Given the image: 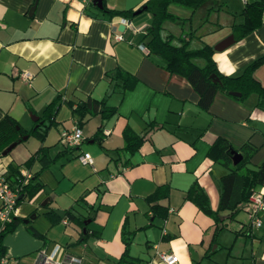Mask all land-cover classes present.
Returning <instances> with one entry per match:
<instances>
[{
    "label": "crops",
    "instance_id": "0c3cea01",
    "mask_svg": "<svg viewBox=\"0 0 264 264\" xmlns=\"http://www.w3.org/2000/svg\"><path fill=\"white\" fill-rule=\"evenodd\" d=\"M144 2L102 0L99 8L82 0H0V119L10 115L29 131L45 106L59 100L43 141L27 136L0 158V176L12 164L31 177L38 172L42 183L35 196L18 205L20 221L2 238L9 264H34L38 250L49 252L56 244L62 260L76 256L81 264H114L124 250L123 225L135 231L130 254L141 264L157 251L175 253L178 264H264V211L256 226L244 206L233 214L218 210L220 179L229 169L209 154L222 137L237 151L245 143L254 146L250 163L264 165V98L251 94L238 100L217 91L209 108L200 109L189 81L142 48V33L152 20ZM243 3L208 0L194 12L172 6L182 19L164 26L191 33L194 45L214 47L242 22ZM141 8L133 19L110 14ZM262 55L264 22L224 50L214 49L213 56L220 72L235 75ZM118 68L137 79L132 89L122 91V80L114 78ZM23 71L32 78L21 79ZM253 75L264 84V64ZM88 97L106 99L116 113L109 119L86 115L78 125L67 101ZM77 125L83 141L68 147L60 132ZM125 129L143 138L133 152L123 148ZM42 145L56 159L42 170L38 160L26 167ZM82 152L91 154L92 165L78 160ZM194 182L212 213L186 198ZM155 192L159 198L149 201ZM154 203L164 216L153 213ZM67 210L72 216L65 219ZM49 211L61 220L51 222Z\"/></svg>",
    "mask_w": 264,
    "mask_h": 264
},
{
    "label": "trees",
    "instance_id": "16d2710c",
    "mask_svg": "<svg viewBox=\"0 0 264 264\" xmlns=\"http://www.w3.org/2000/svg\"><path fill=\"white\" fill-rule=\"evenodd\" d=\"M207 1L145 0L141 7H145V12H149L152 17L151 23L142 33V40H144L142 45L146 48L147 54L159 59L164 68L170 73L179 74L189 81L198 94L197 104L202 110L209 108L217 91L224 92L238 100H243L251 94L264 98V84L259 82L253 75L254 71L264 64V55L249 62L238 74L226 75L220 72L217 67L212 46L208 44L194 45L192 44L193 37L189 35L191 33L183 35V32L175 33L165 28V22L182 19L180 15L171 11L172 6L182 7L194 12ZM133 12L132 10H113L110 11V14H118L125 19H133L135 18ZM241 15L243 16L242 22L232 25V34L235 41L241 40L264 22V0H244ZM211 74L219 78V81L214 82L210 77ZM114 78L122 80L121 89L123 92L132 89L137 82L133 75L120 68L117 69ZM231 91L239 92L240 96L231 95ZM67 104L72 109L74 117L77 118L78 125L86 115L100 113L102 119H109L117 110L116 107L107 106L104 98L96 100L88 97L77 104L69 101H67ZM58 107L59 100L54 98L45 106L43 114L29 131L22 129L10 115L3 116L0 119V158L2 157V151L10 143L14 141L22 142L23 136L34 135L40 141H43L47 130L54 124L53 119ZM123 136L125 139L123 148L132 152L139 148L143 139L142 136L129 129L124 130ZM232 150L234 149L227 139L218 137L210 146L209 154L213 156L214 160L229 169V172L220 179L221 191L218 210H228L233 214L246 204L253 190L264 184V165L258 166L257 171H251L245 167L247 163H250V157L256 150L249 143H245L239 148L238 152L241 153L242 160L235 165L232 162ZM55 159L49 158L47 147L42 145L24 162V165L30 167L35 160H38L42 170ZM4 174H6L5 178L11 184L20 187V198L17 205L25 199H31L42 189V183L37 179L38 172L25 179L19 170V166L9 164ZM158 198L157 192L148 197L149 201H156ZM186 198L194 202L199 209L212 213L207 196L197 182H194L187 190ZM151 210L159 216L165 214L164 210L161 213L159 212L162 207L157 203L151 205ZM45 215L53 223L61 220V217L53 211H49ZM64 216L66 219L70 218L72 214L67 210ZM19 221V217L14 216L10 222L2 224L0 228V257L6 255L5 246L1 242L3 236L12 231ZM30 231L33 235H39L33 228H30ZM134 234L135 231H128L123 225L121 240L124 244V250L114 264H141L139 258L130 254ZM195 264H199V262Z\"/></svg>",
    "mask_w": 264,
    "mask_h": 264
},
{
    "label": "built area",
    "instance_id": "2783aa9c",
    "mask_svg": "<svg viewBox=\"0 0 264 264\" xmlns=\"http://www.w3.org/2000/svg\"><path fill=\"white\" fill-rule=\"evenodd\" d=\"M84 4L94 3V0H82ZM129 22V21H128ZM116 39H122L121 35L115 36ZM142 46V45H141ZM145 49L144 46H142ZM23 80H30L32 73L23 71L19 73ZM61 141L68 147H77L83 141L82 129L79 126H74L70 129H63L60 132ZM78 160L83 165H92L93 157L89 152H82L78 156ZM25 179L31 177L27 171H21ZM20 197V187L11 184L4 176H0V221L2 224L8 223L16 216L17 202ZM244 208L247 210L249 218L256 226L261 225L259 213L264 211V184L258 186L250 194ZM62 247L56 244L48 252L45 249H40L36 255L34 264H81V259L76 256H70L67 260L60 258ZM179 258L173 252L157 251L156 256L146 262V264H178ZM0 264H9V258L5 255L0 257Z\"/></svg>",
    "mask_w": 264,
    "mask_h": 264
},
{
    "label": "water",
    "instance_id": "95a60500",
    "mask_svg": "<svg viewBox=\"0 0 264 264\" xmlns=\"http://www.w3.org/2000/svg\"><path fill=\"white\" fill-rule=\"evenodd\" d=\"M94 3L99 7L102 8V0H94ZM145 8V7H144ZM144 8L138 9L137 11H135L134 15H137L139 13L142 12V10ZM121 29V28H120ZM234 37L233 35L223 39L222 41H220L218 44H216L213 48L217 51H221L224 50L225 48H227L230 44H232L234 42ZM210 77L212 78V80L214 82H218L219 78H217L214 74H211ZM231 95L233 96H240V93L237 91H231L230 92ZM38 117H35L34 120H37ZM27 136H23V139H26ZM18 141H14L12 143H10L1 153L2 156H6L16 145H17ZM232 154V162L233 164H237L238 162H240L242 160V155L241 153H239L237 150H232L231 151ZM245 167L251 171H257L258 167L253 165L252 163H247L245 165ZM20 198V197H19ZM29 219H25L24 222H28Z\"/></svg>",
    "mask_w": 264,
    "mask_h": 264
},
{
    "label": "rangeland",
    "instance_id": "374dc122",
    "mask_svg": "<svg viewBox=\"0 0 264 264\" xmlns=\"http://www.w3.org/2000/svg\"><path fill=\"white\" fill-rule=\"evenodd\" d=\"M239 1H241L242 2V0H239ZM242 4V3H241ZM2 226V222L0 221V227ZM141 237V236H140ZM139 237V238H140ZM140 240H141V238H140ZM132 244V243H131ZM214 245V244H213ZM213 245H212V247H213ZM138 246V245H137ZM140 248L139 247H137V249H135L134 250V252H136V251H138ZM216 259V258H215Z\"/></svg>",
    "mask_w": 264,
    "mask_h": 264
}]
</instances>
